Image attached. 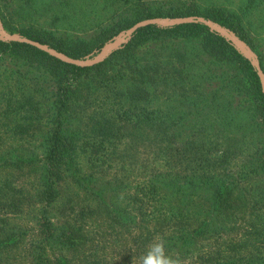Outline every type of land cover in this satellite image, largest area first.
I'll use <instances>...</instances> for the list:
<instances>
[{
  "label": "trees",
  "instance_id": "trees-1",
  "mask_svg": "<svg viewBox=\"0 0 264 264\" xmlns=\"http://www.w3.org/2000/svg\"><path fill=\"white\" fill-rule=\"evenodd\" d=\"M24 1L31 4L35 0ZM201 1L48 0L53 7L64 5L67 10H79L87 19H93L92 25L83 32L66 36L32 25L19 28L18 33L70 57L83 59L102 49L120 32L144 18L162 16L174 19L199 15L252 44L245 36L242 15L251 10L259 11L263 5V13L255 27L264 26V0H244L237 8L242 14L237 9L231 11L222 4H216L214 0L207 3ZM99 11H106L103 20H99ZM33 12L27 11L28 15ZM70 19L73 21L74 17L70 15ZM245 21L251 24L249 19ZM204 32L207 34L196 43L194 49L190 48L177 58V62L186 67L182 70L165 71L162 60L159 62L150 58L151 52L155 53L153 57L163 53L160 52L163 50L169 53L164 45L149 47L140 53V45L158 35L184 36ZM199 55L207 65L209 75L202 92L203 102L199 99V86H195L187 74H182L188 68H193V62L189 65L190 62H184L183 59L191 61ZM0 59L9 60L15 72L23 77L33 69L49 76L45 80H37L38 88L32 89L31 96L24 93L1 96L4 103L0 111V140L3 139V132L11 131L18 135L39 130L41 135L35 138L42 148L39 154L23 147L0 152V169L23 171L30 167L32 169L28 176H35L34 186L27 191L14 185L8 178L1 182V225L8 224V220L22 214L23 207L33 201V194L37 204L52 207L61 193L57 182L63 178H69L78 188L84 189L86 194L100 200L95 208L86 206L74 209L73 206H63L67 216H70V222L66 219L51 220L47 210H43L34 228L40 237V244L38 247L29 244L28 248L31 264H51L52 261L44 257L48 250L56 264H72L66 252L76 254L88 247L93 250L89 255L84 254L83 263L102 264L97 256L101 242L98 243L89 232H83L87 215L108 220L111 227L107 229L131 237V245L139 253L144 254L150 243L162 239L166 253L179 257L182 264H264V182L254 192L251 181L257 177L264 178V93L251 60L225 38L210 31L206 24L198 20L174 23L167 27L148 24L135 29L121 47L111 51L107 59L92 65L63 62L19 40H0ZM227 61L243 71L248 81L246 90L252 100V107L249 104L248 110H253V113L242 109L241 112L247 113L236 114L239 111L237 105L231 106L232 111L227 106L219 113L212 111L211 107L220 104L212 106L214 97L229 82V76L225 75L221 79L226 84H214L213 78L217 75L215 66ZM106 65L111 72L108 74L107 71L103 76L101 69ZM22 66L25 67L23 71L20 70ZM261 67L264 71V67ZM65 69L70 74L66 78L62 72ZM94 70H97L95 75L99 74V77L94 75L86 81L82 80L85 74ZM35 77L29 76L25 82ZM93 79L97 82L95 87L91 83ZM158 83L170 85L173 94L177 92V98H184L188 104L186 112L194 118L187 121L178 114L165 117L163 115L170 111L163 112L159 107L149 108L147 98L151 96L152 86L155 85V89ZM98 89L101 90L100 98L96 100L98 103H91ZM207 109L213 115L208 123L218 126V133L213 129V133L203 134L206 125L199 123L196 115ZM11 112H22L13 125L5 118ZM235 123L245 130L255 125L261 132L258 141L260 148H249L251 144L244 135H238L230 129L231 126L236 128ZM198 124L200 127L192 130ZM130 125V134H126ZM164 127L168 136L164 135ZM138 131L141 133L138 134ZM252 133L253 130L248 131V135ZM142 134L145 137L139 140L150 147L154 146V155L164 154L167 148L159 142L166 138L170 142H178L180 136L185 134L188 165L177 169L176 158L174 167L151 170L144 183L133 188L129 198L132 207L128 204L127 209L113 208V203L100 199L102 189L88 187L87 177L93 176L95 172H80L78 160L83 157L84 161L96 166L105 163V159H123L125 149L118 150L116 144L124 138L136 140ZM106 146H110V149ZM249 149L254 151L250 152ZM242 154L244 158L240 165L232 163ZM67 202L71 203L70 200ZM82 220L84 223H81ZM25 233L16 227L2 229L0 226V255L13 250ZM225 234L229 239L221 241ZM128 258L129 255H123L120 259L124 263L112 264H131L127 262Z\"/></svg>",
  "mask_w": 264,
  "mask_h": 264
},
{
  "label": "rangeland",
  "instance_id": "rangeland-1",
  "mask_svg": "<svg viewBox=\"0 0 264 264\" xmlns=\"http://www.w3.org/2000/svg\"><path fill=\"white\" fill-rule=\"evenodd\" d=\"M208 1L211 0H202L201 2L207 3ZM243 1L244 0H214L216 4H222L231 11H236V9L239 7V5H241ZM43 3L46 5V7ZM49 4L50 3L48 2V0H35L31 4L26 3L24 0H0V40L7 42L13 40L10 38V36H20V34L18 33V29L29 25H32L36 28L46 29L65 36L68 34H77L78 32H83L92 25L93 19H87L86 17H84V15L80 14L79 10L70 11L67 10L66 6L64 5L53 7ZM262 9L263 5H261L259 11L251 10L250 12L242 15V23L244 22L245 26V36H247L252 44H249L245 40H242L234 32H230L225 29H210V31L215 32L219 36L225 38L237 51H239L242 55L248 57L254 63L259 64L260 67L261 65L264 67V26L262 28H260L259 26L255 27V24H257L259 16H261L263 13ZM28 10H34L33 14L28 15ZM105 12L106 11L98 12V15L100 16L99 20H103L105 18ZM237 12L241 13V10L237 9ZM70 15L74 17L73 21H71ZM24 17L28 18L25 19ZM156 17L160 18L161 21L166 23L157 24L161 27H167L175 23L174 21V23H171L167 17ZM248 19L251 22L250 25H248V23L245 21ZM249 26H251L250 30H248ZM205 34L207 33L204 32L201 34L184 36L158 35L156 38L142 43L139 47L140 53L143 52L142 50H147L149 47L154 48L160 44L164 45L169 53H166L163 50L160 51L163 53H160L157 56L153 57V54L155 53L151 52L150 58L152 60H159V62H161L162 60L163 64L165 65L163 67L165 71H170V69L182 70L186 67L180 65V63L177 62V58H179L182 54H185V52L190 48L194 49L196 43L200 42ZM126 39L127 37L125 35V32H120L116 37L113 38L112 41L108 42L107 50L103 53L99 62L107 59V57H109V55L111 54V51L113 49L121 47ZM101 50L102 49L92 52L86 55L83 59L93 58L97 56L101 52ZM204 59L207 60V58ZM183 61L190 62L189 65L191 64V62H193L191 65L193 66V68H188L186 71H183L182 74H187L188 79L193 80L195 86H199L198 92H200L201 94L199 95V99L200 102H203L204 98L202 96V92H204L205 90L204 86L206 85V79L209 76L207 74V65L204 63L201 55H199V57L194 56L191 61H185L184 59ZM143 62L144 61H142L141 63ZM18 63L20 62L18 61ZM13 66L14 65L10 63L9 60L0 59V111L3 107L2 104L4 103L1 97L3 94L6 96H16L18 94L24 93L28 96H31L32 89L38 88V85H36L37 80H45L49 78V76H47L46 74H40V72L36 69L26 72V76L23 77L21 74L18 75V73L15 72V67ZM210 66L213 65L210 63ZM20 70H25V67H20ZM95 71L97 70L85 74L82 77V80L86 81L87 79L92 78L95 75ZM101 71L103 72L104 76V73L108 71L109 74L111 72V69L108 67V65H106L103 69H101ZM62 72L65 73V78L70 76L69 72L66 69L62 70ZM102 72L100 73V75L102 74ZM158 72L160 71H156L155 73ZM215 72L217 75L213 78L214 84H226L221 79V76L225 75L229 76V82L228 84H226V86H224L222 91H220L218 95L214 97V104L212 106L216 105L215 103L220 104H218L217 107H211L212 111H216L217 113H219L225 106H227L232 111L231 108L237 105V109H239V111L236 112V114H239L242 109L248 110L249 104H251L252 107L251 95L249 91L246 90L248 81L240 67L236 66L232 62L227 61L226 63L220 64L217 67L215 66ZM29 76H36V79H29L30 81L25 82L26 78H28ZM95 76L99 77V74ZM177 81H180L179 78H177ZM91 83L94 84V87L97 86L96 79H93ZM154 87L155 85H153L151 88V96L147 98V105L149 106V108L159 107L163 112L170 111L169 114L163 115L165 117L174 115L176 116L178 114L187 121L194 118L192 114L186 112V110H188V104L185 99L182 97L177 98V92L173 94L174 92L172 91V87L170 85H159L158 83L155 89ZM100 91L101 90L98 89L94 93L91 103L95 102L97 98H100ZM22 100L24 99H21L20 101ZM96 103L98 102L96 101ZM248 111H250L248 113L254 112L253 110ZM19 113L22 112H11L9 117L5 118L11 125H13L15 119H17V117L19 116ZM245 113L247 112L243 111L240 114ZM233 115H235L234 111ZM196 116L199 119V123H203L204 125H206V128H204L203 130V134H211L214 132L213 129H215V133L219 132L217 129L218 126H215L213 124L209 125L208 123V121H211L213 117L208 109L202 114ZM229 116H232V114H230ZM202 118L206 120H201ZM257 121L260 123V126H262L259 118H257ZM235 124L237 125L236 128L234 126H231L230 129L233 132H236V134L238 135H244L243 137L247 139V142L249 144H251L249 145V148H260L258 141L259 134L261 132L256 128L255 125L253 127L250 126V129L245 130V128H241V125L238 126L237 123ZM131 127V125L128 126V129L125 132L126 134H130ZM199 127L200 124L195 126L192 130ZM186 130L189 129L186 127ZM249 130H253V133L251 135H248ZM163 131L164 135L168 136L165 127ZM3 133L5 135L3 134V139L0 140V152L8 151L10 148L20 149L21 147L30 151L33 150L37 154H39L42 150L39 145L38 139L35 138L36 136L41 135L39 130L30 131L29 133L18 135L13 134L11 131ZM140 133L141 131H138V134ZM143 137L145 136L142 134L139 136V138L132 141L124 138L116 144L118 150H122L123 148L125 149L126 153L123 159H105V163H99L96 166H93L87 161H84L83 157L78 160V168L80 172L85 174L95 172L93 176H86L87 184L89 185L88 187L95 188L96 190H98V187L102 189L103 192L101 194L102 196H100V199L104 198L107 202L113 203V208L127 209L128 204L131 208L132 205L129 198L133 193V188L135 187V185L141 186L144 183L145 179H147L146 175L149 174L151 170H166L174 167L176 166V158H178L177 169H183L188 165L187 151H185L187 143L185 134H182L180 136L178 142H170L168 138H166L162 142H159L160 145L166 146L167 148L164 154L158 153V155H154V146L150 147L146 142H141V140H139ZM106 147L110 149V146ZM251 151H254V149H251ZM154 156H156V158ZM243 158L244 154L238 155L232 161V163L240 165L243 161ZM31 169L32 168L30 167H26L23 171H16L14 169L12 170V168L0 169V184L3 180L8 178L14 183V185L16 184L19 188H22L25 191H27L30 187L32 189V186H34L35 176H28V173ZM251 181H253L252 186L255 192L257 190V187L263 184L264 178L257 177L252 179ZM105 182H109L110 184H107ZM57 184L58 189L61 193L60 197L56 200L55 204L52 205V207H43L37 204V202L35 201V194H33V201L27 203V205L23 207L22 214H20L18 217H14L13 219L8 220L9 223L6 225H1L0 222V226L2 229L16 227L17 229L24 230L26 232L25 235H22V241L16 244L13 250H11L8 254L2 253L0 255V264H31V258L28 257V248L29 244H34L37 247L40 244V237L38 236V233L34 228H36L37 218L40 214L43 213V210H47L46 213L51 218V220L57 221L66 219L68 222H70V216H67V211L63 209V206H73L74 209H81L85 208L86 206L95 208L100 201L86 194L84 192V189L78 188L74 183H72L69 178H63L59 180ZM12 185L13 184H11V186ZM68 200H70L71 203L67 202ZM130 208H128V210H130ZM86 217V229H84L83 232H89V234L93 238L98 240V243L101 242V245L99 247L100 249L97 250V256H99L100 260H102V264H112V262L124 263L123 259H120L123 255H129V258L126 259L127 262H130L131 264H141V256L143 255V253H139L132 247L131 237L129 238L126 234H115L119 232L113 231L112 229H107L111 227V224L106 219L91 218L89 215H87ZM81 223H84V221L82 220ZM228 239L229 236L225 234L221 237L220 240L227 241ZM87 244L88 243H86L85 245ZM31 247L33 248V246ZM88 249L89 247L79 250L78 252H76V254H68L66 252V255L69 260H72V264H85L83 263L82 257L84 256V254L89 255L90 251L93 250ZM44 257L52 261L51 264H56L55 260L53 259V255H51V252L49 250L48 252H46Z\"/></svg>",
  "mask_w": 264,
  "mask_h": 264
},
{
  "label": "water",
  "instance_id": "water-1",
  "mask_svg": "<svg viewBox=\"0 0 264 264\" xmlns=\"http://www.w3.org/2000/svg\"><path fill=\"white\" fill-rule=\"evenodd\" d=\"M168 20H170L171 23H174V22L175 23L194 22V21L198 20V21L206 24L211 30H221L222 29L218 25L213 24L210 20H207L204 17L199 16V15L181 16V17H177L174 19H168ZM148 24H166V23L161 21L160 18H158V17L145 18V19L139 20V21L135 22L131 27H129L126 31H124L126 37L129 36L135 29L142 27V26H145V25H148ZM10 38L13 40L23 41V42H26L32 46H35L38 49L47 52L51 56H54L63 62L75 64V65H80V66L92 65V64L99 62L101 60L103 53L106 52V50H107V44H106L105 46H103L101 52L97 56L90 58V59H78V58L70 57L61 51L55 50V49L47 46L46 44H42V43L35 41V40H32L30 38H26L23 36H10ZM251 62H252L253 66L256 70V73H257V75L261 81L262 87L264 89V71L262 70V68L260 67L259 64L254 63L252 60H251Z\"/></svg>",
  "mask_w": 264,
  "mask_h": 264
},
{
  "label": "clouds",
  "instance_id": "clouds-1",
  "mask_svg": "<svg viewBox=\"0 0 264 264\" xmlns=\"http://www.w3.org/2000/svg\"><path fill=\"white\" fill-rule=\"evenodd\" d=\"M141 264H182V260L179 257L167 254L164 241L157 239L150 243L141 256Z\"/></svg>",
  "mask_w": 264,
  "mask_h": 264
}]
</instances>
